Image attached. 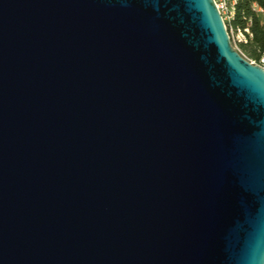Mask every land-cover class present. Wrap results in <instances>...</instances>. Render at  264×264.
Segmentation results:
<instances>
[{
  "label": "water",
  "instance_id": "1",
  "mask_svg": "<svg viewBox=\"0 0 264 264\" xmlns=\"http://www.w3.org/2000/svg\"><path fill=\"white\" fill-rule=\"evenodd\" d=\"M0 264H264V67L215 0H0Z\"/></svg>",
  "mask_w": 264,
  "mask_h": 264
},
{
  "label": "trees",
  "instance_id": "2",
  "mask_svg": "<svg viewBox=\"0 0 264 264\" xmlns=\"http://www.w3.org/2000/svg\"><path fill=\"white\" fill-rule=\"evenodd\" d=\"M236 9L233 26L245 33L250 24V34L245 33L247 43H240L237 49L249 61L264 67V0H237Z\"/></svg>",
  "mask_w": 264,
  "mask_h": 264
},
{
  "label": "built area",
  "instance_id": "3",
  "mask_svg": "<svg viewBox=\"0 0 264 264\" xmlns=\"http://www.w3.org/2000/svg\"><path fill=\"white\" fill-rule=\"evenodd\" d=\"M215 2H216L218 9L220 10L222 14L224 22L227 25V28L229 30V33L231 35V38H232V41L235 47L237 48V46L240 43H243V42L247 43V38L245 36V33L250 34V29H249L250 24L248 28L245 30V33L241 29L235 28L232 24L236 18L237 0H215ZM257 10L260 12H263V10L258 7H257Z\"/></svg>",
  "mask_w": 264,
  "mask_h": 264
},
{
  "label": "crops",
  "instance_id": "4",
  "mask_svg": "<svg viewBox=\"0 0 264 264\" xmlns=\"http://www.w3.org/2000/svg\"><path fill=\"white\" fill-rule=\"evenodd\" d=\"M262 17H263V19H264V15H263Z\"/></svg>",
  "mask_w": 264,
  "mask_h": 264
}]
</instances>
